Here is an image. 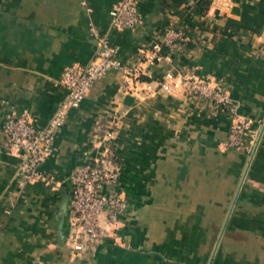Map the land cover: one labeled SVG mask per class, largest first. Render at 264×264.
<instances>
[{"label": "crops", "instance_id": "obj_1", "mask_svg": "<svg viewBox=\"0 0 264 264\" xmlns=\"http://www.w3.org/2000/svg\"><path fill=\"white\" fill-rule=\"evenodd\" d=\"M121 0H0V264H264V0H210L186 40L144 63L135 88L121 69L101 77L59 127L41 170L50 182L24 183L18 154L4 149L2 125L30 112L46 125L66 97V68L88 63L98 36L123 65L200 0H134L141 21L112 27ZM223 85L239 112L263 122L255 152L223 147L230 121L209 97L169 74ZM129 212L115 238L90 255L66 243L63 200L69 173L112 149ZM63 233V236H62Z\"/></svg>", "mask_w": 264, "mask_h": 264}, {"label": "built area", "instance_id": "obj_2", "mask_svg": "<svg viewBox=\"0 0 264 264\" xmlns=\"http://www.w3.org/2000/svg\"><path fill=\"white\" fill-rule=\"evenodd\" d=\"M85 4L86 0H82ZM112 27L133 29L141 21L137 3L134 0H121L110 11ZM186 34L183 29L169 27L148 48H141V63L127 67L117 57L118 48L109 38L98 36L96 50L91 60L83 65L66 68L60 84L67 94L50 121L41 125L33 115L24 111L10 114L2 125L4 149L9 154H18L20 163L17 175L24 183L32 181L50 182L41 167L54 150V141L59 127L64 123L70 109L78 107L95 83L112 70H123L127 81L135 88L147 83L143 78L144 63L161 61L165 58L164 47L172 51L184 45ZM169 82L162 88L170 91L179 83L206 94L214 106L225 111L230 126L223 147L228 150H242L252 157L261 133L263 122L239 112V103L232 99L229 89L223 85L210 87L190 82L184 76L169 74ZM115 129L107 133L105 143L112 149L96 158L86 159L77 164L69 173V202L65 218V243L77 255H90L99 243L115 238L117 227L129 211V202L119 190L121 164L115 155Z\"/></svg>", "mask_w": 264, "mask_h": 264}, {"label": "trees", "instance_id": "obj_3", "mask_svg": "<svg viewBox=\"0 0 264 264\" xmlns=\"http://www.w3.org/2000/svg\"><path fill=\"white\" fill-rule=\"evenodd\" d=\"M210 0H200L193 7L187 8L185 10L184 18L182 19V25L180 27H173L175 29H183L186 32H190L192 28V24L195 23V18L200 17L204 14V8H206L209 4ZM129 212V211H128ZM128 215V213H127ZM126 215V217H127ZM125 217V218H126Z\"/></svg>", "mask_w": 264, "mask_h": 264}, {"label": "water", "instance_id": "obj_4", "mask_svg": "<svg viewBox=\"0 0 264 264\" xmlns=\"http://www.w3.org/2000/svg\"><path fill=\"white\" fill-rule=\"evenodd\" d=\"M70 186V183H67V187L69 188ZM65 198L63 200V212H64V215L66 216L67 214V209H68V202H69V197H70V194L69 192H65ZM64 221H65V217L63 216L60 220V225H59V228H60V231L63 232V225H64ZM62 236H63V233H62Z\"/></svg>", "mask_w": 264, "mask_h": 264}]
</instances>
